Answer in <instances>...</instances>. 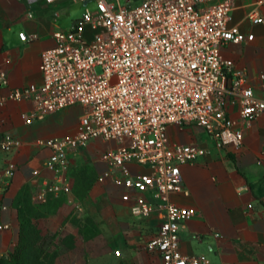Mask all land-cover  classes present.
Wrapping results in <instances>:
<instances>
[{"label": "built area", "instance_id": "1", "mask_svg": "<svg viewBox=\"0 0 264 264\" xmlns=\"http://www.w3.org/2000/svg\"><path fill=\"white\" fill-rule=\"evenodd\" d=\"M78 1L85 7L73 28L55 32V45L41 54L42 82L0 92V104L32 103L28 122L72 105L83 108L74 135L40 140L52 150L47 165L55 177L42 179L37 199L46 203L51 196L72 192L70 156L91 139L116 141L119 146L102 158L113 163L127 189L154 198L138 195L131 212L144 218L164 214L144 249L160 255L163 264H210L204 254L181 251L182 225L196 210L171 199L175 192L187 193L181 165L196 162L202 150L198 144L172 142L168 128L196 124L220 145L242 141L243 130L228 105L238 104L239 119L252 121L264 114V100L255 95L248 72L224 60L221 50L227 42L251 41L254 35L229 26L235 0H143L135 7L121 0ZM249 17L253 23L264 21L255 10ZM19 36L31 39L25 32ZM259 77L263 82L264 74ZM8 85V74L0 69V88ZM226 132L233 134L230 141ZM20 143L6 135L1 146L9 152ZM130 163L149 172L130 174ZM13 170L12 164L0 168V180H10ZM33 175L37 178L38 170ZM123 199L131 200L130 194Z\"/></svg>", "mask_w": 264, "mask_h": 264}, {"label": "crops", "instance_id": "2", "mask_svg": "<svg viewBox=\"0 0 264 264\" xmlns=\"http://www.w3.org/2000/svg\"><path fill=\"white\" fill-rule=\"evenodd\" d=\"M84 7L78 0H0V69L9 77L8 87L0 92L42 82V52L55 45V32L73 28ZM253 10L264 19V0H235L229 26L254 36L238 44L227 42L221 54L248 72L255 95L264 100V80L259 77L264 74V21L253 23L249 17ZM20 32L31 39L21 40ZM32 108L28 100L0 104V168L14 166L12 178L0 180V255L14 250L22 220L28 218L41 222L43 230L54 235L57 264H163L160 255L143 247L156 235L163 212L148 218L134 215L131 206L138 195L154 198L127 189L113 163L102 158L118 142L91 139L70 156L72 192L39 202L42 179L55 177L47 165L52 150L39 142L74 135L83 108L72 105L28 122ZM228 112L243 130L240 143L220 145L196 124L168 128L172 142L198 144L202 150L196 162L181 165L187 193L171 195L175 204L196 210L182 225L180 248L187 255H206L210 264H264V114L241 121L238 104H229ZM6 135L21 141L9 152L1 146ZM224 136L229 141L233 138L232 132ZM86 165L91 167V179L84 178ZM128 170L133 175L149 172L136 163L128 164ZM107 171L112 174L104 177ZM125 194L131 200H124Z\"/></svg>", "mask_w": 264, "mask_h": 264}, {"label": "rangeland", "instance_id": "3", "mask_svg": "<svg viewBox=\"0 0 264 264\" xmlns=\"http://www.w3.org/2000/svg\"><path fill=\"white\" fill-rule=\"evenodd\" d=\"M143 0H121L123 4H130L132 7L138 6ZM97 72H101V68H96ZM83 175L85 179H91L92 178V172L91 167L84 166L83 167ZM31 225V226H30ZM28 229L29 226L33 230H35L38 234L41 235L42 238H44L46 243V252L45 254H42L41 257L38 256V254L34 252H28L27 256L29 259V264H57V259L59 257V251L55 249L57 246V242L55 241V237L53 234H49L43 230V225L39 221H31L30 224L25 225ZM12 252H9L4 255H0V264H10V255Z\"/></svg>", "mask_w": 264, "mask_h": 264}, {"label": "trees", "instance_id": "4", "mask_svg": "<svg viewBox=\"0 0 264 264\" xmlns=\"http://www.w3.org/2000/svg\"><path fill=\"white\" fill-rule=\"evenodd\" d=\"M30 222L31 220L28 218L22 220L19 242L10 255V264H29L28 252H34L39 257L48 252L45 250L46 243L44 238L33 230V227L30 228L31 225L28 229L26 228L25 225L30 224Z\"/></svg>", "mask_w": 264, "mask_h": 264}]
</instances>
